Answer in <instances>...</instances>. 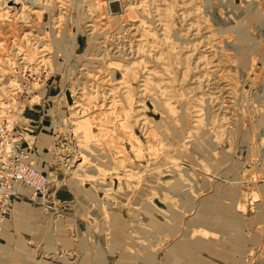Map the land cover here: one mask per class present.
I'll return each mask as SVG.
<instances>
[{"label":"rangeland","instance_id":"obj_1","mask_svg":"<svg viewBox=\"0 0 264 264\" xmlns=\"http://www.w3.org/2000/svg\"><path fill=\"white\" fill-rule=\"evenodd\" d=\"M110 1L0 0V264H264V0Z\"/></svg>","mask_w":264,"mask_h":264},{"label":"built area","instance_id":"obj_2","mask_svg":"<svg viewBox=\"0 0 264 264\" xmlns=\"http://www.w3.org/2000/svg\"><path fill=\"white\" fill-rule=\"evenodd\" d=\"M19 134L0 124V223L5 220L11 201L28 191L31 201L42 204L48 176L36 168L30 148L22 145Z\"/></svg>","mask_w":264,"mask_h":264},{"label":"water","instance_id":"obj_3","mask_svg":"<svg viewBox=\"0 0 264 264\" xmlns=\"http://www.w3.org/2000/svg\"><path fill=\"white\" fill-rule=\"evenodd\" d=\"M118 5H117V1L116 0H113V1H110L108 3V11L109 13H115L118 11Z\"/></svg>","mask_w":264,"mask_h":264},{"label":"bare ground","instance_id":"obj_4","mask_svg":"<svg viewBox=\"0 0 264 264\" xmlns=\"http://www.w3.org/2000/svg\"><path fill=\"white\" fill-rule=\"evenodd\" d=\"M15 4H16V3H15ZM117 5H118V8H119V9H118V11H119V10H120V7H119L118 2H117ZM15 10H16V9H15ZM118 11H117V12H118ZM115 13H116V12H115ZM3 14H4V13H3ZM24 189H26V188H22L21 192H22Z\"/></svg>","mask_w":264,"mask_h":264},{"label":"crops","instance_id":"obj_5","mask_svg":"<svg viewBox=\"0 0 264 264\" xmlns=\"http://www.w3.org/2000/svg\"><path fill=\"white\" fill-rule=\"evenodd\" d=\"M26 192L27 191L23 190L21 196L25 195ZM19 197H20V195H19Z\"/></svg>","mask_w":264,"mask_h":264}]
</instances>
